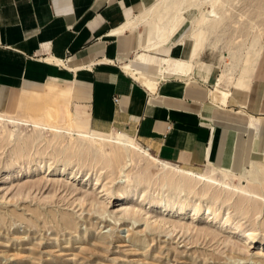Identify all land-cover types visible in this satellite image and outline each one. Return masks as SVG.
<instances>
[{
    "label": "crops",
    "instance_id": "obj_1",
    "mask_svg": "<svg viewBox=\"0 0 264 264\" xmlns=\"http://www.w3.org/2000/svg\"><path fill=\"white\" fill-rule=\"evenodd\" d=\"M153 2L0 0V115H13L10 97L19 111L60 100L72 117L60 126L125 131L177 167L263 165L264 57L225 76L228 52L197 30L183 36L181 21L172 34L157 20L137 27Z\"/></svg>",
    "mask_w": 264,
    "mask_h": 264
},
{
    "label": "rangeland",
    "instance_id": "obj_2",
    "mask_svg": "<svg viewBox=\"0 0 264 264\" xmlns=\"http://www.w3.org/2000/svg\"><path fill=\"white\" fill-rule=\"evenodd\" d=\"M203 1L165 0L151 22L168 15L164 22L170 33L181 21L185 24L183 36L190 28L197 30L210 47L217 49L220 45L231 55L226 59L230 62L225 76H233L239 63H245L241 75H248L255 62L264 57V0H214L207 6L201 4ZM155 5L153 2L150 7ZM204 9L213 11L219 19L200 23ZM177 11L182 12L179 21L174 19ZM207 56L209 61H218L215 54L209 52ZM44 88L33 90L41 92ZM65 105L64 101L40 98L19 111L17 100L8 98L5 108L13 115L3 116L28 125L0 121V264H264V244H253L249 254L236 255L224 243V236L236 243L245 242L244 234L235 229L238 222L245 231L261 233L264 239V210L244 207L238 201L230 209L235 213L234 224L224 228L219 221L212 222L213 216L207 213L195 219L185 213L175 217L192 227L196 224V229L207 227L220 233L216 241L195 234L199 229H178L173 234L155 226L153 217L161 210L158 203L150 205L158 194L156 186L147 188L148 181L155 184L156 180L149 175L144 159L138 157L134 164L123 162L119 168L110 144L104 143L103 155L93 142L79 136L74 124L60 126L72 122V117L65 118L59 109ZM70 109H75L72 101ZM48 111L52 116H46ZM35 124L45 128L36 129ZM117 131L121 132L113 129L101 133L116 136ZM138 144L146 147L139 140ZM263 166L258 167L264 175ZM178 168L213 173L237 186L245 182L231 176L235 173L224 175L213 166ZM132 207L149 214L144 220L128 219L126 213ZM166 217L167 213L161 218Z\"/></svg>",
    "mask_w": 264,
    "mask_h": 264
},
{
    "label": "bare ground",
    "instance_id": "obj_3",
    "mask_svg": "<svg viewBox=\"0 0 264 264\" xmlns=\"http://www.w3.org/2000/svg\"><path fill=\"white\" fill-rule=\"evenodd\" d=\"M164 1L165 0H156L155 1L156 5L153 8L152 7L148 8V9L146 8L147 9L145 12L146 15L144 18L140 19V22L137 25V27L141 26V24H144V23L147 25V23H149L151 21V19L155 18L156 16H154V15H156V11H158V9L161 7V5L164 3ZM213 1L214 0H204L201 4L203 6H207V5L211 4ZM218 1H220V0H218ZM178 11H179V9H178ZM202 12H203V14L201 15L200 21H199L200 23L205 22V25H206V21L219 19L213 11L212 12H206L204 9ZM157 13L159 14V12H157ZM173 13H174V11H173ZM181 14H182V12H178V15L176 17L173 16L174 19L176 18L175 20H178L179 16ZM167 18H168V15H166V16L163 15V17L161 16L160 18H158L159 20L157 19V21H160V23L162 22V24L165 25V23H163V22L166 21ZM172 20H173V18H172ZM173 23H174V21H173ZM215 23H213V24H215ZM205 25H203V26L205 27ZM164 32H166V31L164 30ZM170 33H172V32H170ZM166 36H168V35H166ZM226 57L229 58V57H231V55H228V56L226 55ZM0 121H7L9 123L16 124V125H23V126L28 125L27 123L20 122V121H17L15 119H12V118H5L3 115H0ZM34 127L36 129H44L45 128V127L43 128L39 124H35ZM74 127H75V125H74ZM53 131H55L56 133L60 132L57 129L56 130L53 129ZM78 132H79L78 134L81 138H83L84 140H90L91 142H93V144H95L98 147L99 151L103 155H105V153H106L105 149H104V147H105L104 143L110 144L111 148H113L115 150L114 155H115V159H116L117 163L119 164V168L123 165V162H127V163L132 164L134 159H137L138 157H142L144 159L145 165H146V167H148L149 175L152 177H155V180H156L155 184H151L148 181L146 183V184H148L147 188L149 190H151V188L153 189L156 186L157 187L156 191L158 194V197H154L150 200V205L152 203H158V205L160 206V210H161L160 214L157 217H153V219H154L153 221H154L155 226L158 225L160 228L168 229L172 233H173V231H175L174 233H176V230H178V229L181 231L193 232V231L201 228V227H199L196 229V224H195V226L192 227L191 226L192 224L190 221L189 222L191 225H187L185 223H181L182 221L174 220L176 216L182 215L183 213H185V215H192V217L194 219L196 217L201 216V215L203 216L207 213L210 216H213L212 222L219 221V224L222 226V228L227 227V226H232L234 224V219H233L234 215L232 217V213H234V212H231L232 210L230 211V209L233 206H235V204L238 201L240 203H242V205L244 207H247V206L253 207V208L260 207V209L262 211L264 210V175L261 172H259L258 165H252L249 170H246V172L244 171L243 173H240L239 176L232 174L231 175L232 177H236V178L240 177L242 179H245V182H244L245 185H244V183H242L241 186H237V184L234 185L232 183H229V182L225 181L223 178H218L217 176L213 175V173L210 174L207 172H204V173L194 172L191 170L178 168L177 166L171 165L168 162H163V161L155 158L154 156H152L147 149L141 147L138 143H136L132 139V137L129 136L126 132H122V131L117 132L116 136H106L105 134L98 132V131H89V132L78 131ZM10 135H12V134H10ZM11 137L12 136H10V138ZM150 160L153 162H151ZM133 164H134V162H133ZM108 166H110V164ZM219 171L224 175L227 174L223 170H219ZM145 182H146V180L144 181V183ZM147 188H146V190H147ZM156 191H155V193H156ZM148 193H150V191ZM236 212H240V211H236ZM124 213H122V215ZM161 213H163V214H161ZM166 213L169 217L161 218V217H164V215ZM241 213L242 212H240V214ZM148 214L149 213H145L142 209H136L134 207H132V209L126 213L127 218L131 219V220L132 219L137 220L139 218L144 220ZM240 217L242 219V217H244V216H240ZM210 220H212V219H210ZM239 220H240V218H239ZM246 221H248V220H246ZM243 223H244V221H243ZM236 224H237V228H235V229L240 230L241 233L244 234L245 242L240 244L241 242L238 243L239 242L238 241L236 243V242H233L234 240L233 241L229 240V238L225 239L226 236H224V243L228 244L230 246L233 254L236 253V255H237V252L240 253V255L249 254L250 253V246H252L253 244H256V243L264 244V239H262L261 235H260L261 233L258 234V233H254V232L253 233L248 232L249 230L245 231L243 229L244 225L241 222L240 223L238 222ZM256 224H255V226H256ZM205 228L206 229H202V230L199 229V231L195 232V234H199V236L201 235V237L204 236L206 238L211 237V238H213L212 240H215L220 234V233L218 234L216 232H213L210 229H207V227H205ZM260 228H259V230H260ZM164 229H163V231H164ZM163 231H162V233H163ZM154 233H156V231H154ZM85 237L86 238L88 237L87 234ZM202 239H204V238H202ZM210 241H211V239H210ZM217 241L219 243V240H217ZM222 244H223V242H222ZM230 255H231V252H230ZM233 257H237V256L234 255ZM242 260H244V259H242ZM247 260H249V261L255 260L256 261V259H254L252 257L248 258Z\"/></svg>",
    "mask_w": 264,
    "mask_h": 264
},
{
    "label": "built area",
    "instance_id": "obj_4",
    "mask_svg": "<svg viewBox=\"0 0 264 264\" xmlns=\"http://www.w3.org/2000/svg\"><path fill=\"white\" fill-rule=\"evenodd\" d=\"M119 100L118 99H116V102H118Z\"/></svg>",
    "mask_w": 264,
    "mask_h": 264
}]
</instances>
